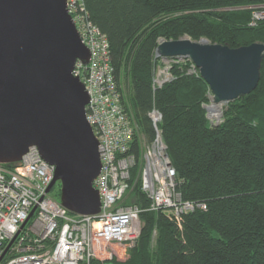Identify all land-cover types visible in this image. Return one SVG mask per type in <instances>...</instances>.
I'll return each instance as SVG.
<instances>
[{
    "label": "trees",
    "instance_id": "trees-1",
    "mask_svg": "<svg viewBox=\"0 0 264 264\" xmlns=\"http://www.w3.org/2000/svg\"><path fill=\"white\" fill-rule=\"evenodd\" d=\"M87 17L106 36L124 110L138 137L154 140L150 119L175 170L183 201L203 204L178 223L163 212L140 215L129 258L112 264H264V58L254 91L222 108L218 125L206 118L209 87L191 61L172 59L170 79L154 84L160 40L188 36L230 48L264 44V21L250 26L249 10L264 0H82ZM6 167L10 165H5ZM130 172L134 202H149ZM153 235H155L153 237ZM5 262L7 257L4 258ZM2 260L1 264H4ZM92 264H103L94 262Z\"/></svg>",
    "mask_w": 264,
    "mask_h": 264
},
{
    "label": "water",
    "instance_id": "water-1",
    "mask_svg": "<svg viewBox=\"0 0 264 264\" xmlns=\"http://www.w3.org/2000/svg\"><path fill=\"white\" fill-rule=\"evenodd\" d=\"M154 55L166 63L192 62L209 87L210 103L204 109L210 121L211 106H226L255 90L264 44L230 48L183 36L160 40ZM89 57L66 0H0V164L18 167L29 148L36 147L54 167L47 193L59 183V203L78 216L100 210L93 188L101 168L98 141L85 118L88 95L72 75L75 63L87 65ZM170 78L167 74L166 81ZM221 118L222 111L215 125ZM19 232L2 251L0 263Z\"/></svg>",
    "mask_w": 264,
    "mask_h": 264
},
{
    "label": "built area",
    "instance_id": "built-area-1",
    "mask_svg": "<svg viewBox=\"0 0 264 264\" xmlns=\"http://www.w3.org/2000/svg\"><path fill=\"white\" fill-rule=\"evenodd\" d=\"M66 5L90 55L87 65L75 63L72 75L80 79L88 95L85 118L98 141L101 168L93 188L100 210L92 216L72 215L50 197L47 188L54 167L41 158L36 147H30L18 167L0 164V255L35 207L4 264L104 263L111 258L108 249L112 245L130 246L137 241L141 213L161 211L178 223L185 214L206 210L203 204L183 201L178 193L176 173L157 130L161 116L156 111L150 113L154 140L143 146L138 140L139 160L129 153L136 126L120 102L108 40L89 21L82 0H66ZM250 9V26L264 20V4ZM162 83L159 78L154 80L158 86ZM135 166V183L149 202L147 208L135 203L131 193L130 172Z\"/></svg>",
    "mask_w": 264,
    "mask_h": 264
},
{
    "label": "rangeland",
    "instance_id": "rangeland-1",
    "mask_svg": "<svg viewBox=\"0 0 264 264\" xmlns=\"http://www.w3.org/2000/svg\"><path fill=\"white\" fill-rule=\"evenodd\" d=\"M241 9L249 10V13H250V19H249L250 21H249V24H250L251 21H252L253 11L250 9V7H248V8H241ZM261 21H264V20H261ZM162 63L163 64L157 68L156 75H155V79L159 78V80H162L164 82V81L167 80V74H169L168 73V70H169L170 62L169 63H166V62H163L162 61ZM165 69H166V71H165ZM223 107L224 106H221V108H220L221 111H222V108ZM211 116L212 115L210 114V117ZM210 121L213 124H215V120L214 119H210ZM139 141H140V144L142 146L143 145H146V143H148L147 140H146V138L143 137V136H139ZM49 196L59 201V198H60V187H59V183H56V185L50 190ZM139 223H140V228H141V222H139ZM154 236L155 235H153V237ZM134 247H136V242L133 245H130V246L123 245V246L117 247L115 245H112L110 247V249H108V251L111 252V258L108 261H105L104 263L111 262L113 259H115L117 262H124V261H126L129 258L130 249H132Z\"/></svg>",
    "mask_w": 264,
    "mask_h": 264
},
{
    "label": "bare ground",
    "instance_id": "bare-ground-1",
    "mask_svg": "<svg viewBox=\"0 0 264 264\" xmlns=\"http://www.w3.org/2000/svg\"><path fill=\"white\" fill-rule=\"evenodd\" d=\"M221 106H211L210 107V114L212 115V119H214L215 117L218 116L219 112L221 111L220 110ZM148 202V201H147ZM4 260V259H3ZM5 262V260H4Z\"/></svg>",
    "mask_w": 264,
    "mask_h": 264
}]
</instances>
